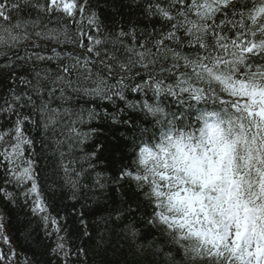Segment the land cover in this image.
I'll return each mask as SVG.
<instances>
[{
  "label": "snow or ice",
  "instance_id": "snow-or-ice-1",
  "mask_svg": "<svg viewBox=\"0 0 264 264\" xmlns=\"http://www.w3.org/2000/svg\"><path fill=\"white\" fill-rule=\"evenodd\" d=\"M0 264H264V0H0Z\"/></svg>",
  "mask_w": 264,
  "mask_h": 264
},
{
  "label": "trees",
  "instance_id": "trees-1",
  "mask_svg": "<svg viewBox=\"0 0 264 264\" xmlns=\"http://www.w3.org/2000/svg\"><path fill=\"white\" fill-rule=\"evenodd\" d=\"M15 226V217H13V223L11 225H6L9 231H13Z\"/></svg>",
  "mask_w": 264,
  "mask_h": 264
}]
</instances>
